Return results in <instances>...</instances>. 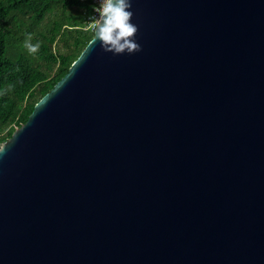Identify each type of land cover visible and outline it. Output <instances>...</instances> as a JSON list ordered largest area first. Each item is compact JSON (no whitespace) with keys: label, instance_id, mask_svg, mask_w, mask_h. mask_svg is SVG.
Instances as JSON below:
<instances>
[{"label":"water","instance_id":"water-1","mask_svg":"<svg viewBox=\"0 0 264 264\" xmlns=\"http://www.w3.org/2000/svg\"><path fill=\"white\" fill-rule=\"evenodd\" d=\"M0 141V264H264V0H132Z\"/></svg>","mask_w":264,"mask_h":264},{"label":"trees","instance_id":"trees-1","mask_svg":"<svg viewBox=\"0 0 264 264\" xmlns=\"http://www.w3.org/2000/svg\"><path fill=\"white\" fill-rule=\"evenodd\" d=\"M73 7L90 12V1L0 0V141L26 121L92 38L93 30L68 13ZM29 33L40 45L35 53L25 47Z\"/></svg>","mask_w":264,"mask_h":264},{"label":"clouds","instance_id":"clouds-1","mask_svg":"<svg viewBox=\"0 0 264 264\" xmlns=\"http://www.w3.org/2000/svg\"><path fill=\"white\" fill-rule=\"evenodd\" d=\"M132 0H100V6L94 9L99 15L90 18V27L94 29L91 45L99 43L100 48L113 55L135 54L141 51L137 42L139 27L132 22L134 15ZM31 33L25 40V47L31 53L37 52L39 42L32 44ZM11 85L8 90H11ZM5 152V146L0 145V154Z\"/></svg>","mask_w":264,"mask_h":264},{"label":"rangeland","instance_id":"rangeland-1","mask_svg":"<svg viewBox=\"0 0 264 264\" xmlns=\"http://www.w3.org/2000/svg\"><path fill=\"white\" fill-rule=\"evenodd\" d=\"M68 13L76 16L78 20L80 21L81 25L88 26L90 22V19L87 18V16L89 15V12H85L84 10H81L78 7H73L68 10ZM88 30L92 31L93 29L90 28Z\"/></svg>","mask_w":264,"mask_h":264},{"label":"built area","instance_id":"built-area-1","mask_svg":"<svg viewBox=\"0 0 264 264\" xmlns=\"http://www.w3.org/2000/svg\"><path fill=\"white\" fill-rule=\"evenodd\" d=\"M90 1V12H89V15L87 16L88 19H90L91 17H98V13L94 11V9L96 7H99L100 6V0H89ZM84 29H90V22L88 24V26H84L83 27ZM92 29V28H91Z\"/></svg>","mask_w":264,"mask_h":264}]
</instances>
